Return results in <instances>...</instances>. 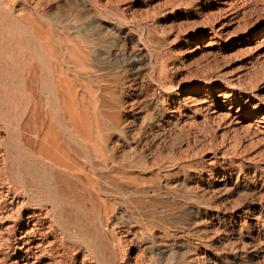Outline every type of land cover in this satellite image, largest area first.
Instances as JSON below:
<instances>
[{
    "label": "bare ground",
    "instance_id": "6f19581e",
    "mask_svg": "<svg viewBox=\"0 0 264 264\" xmlns=\"http://www.w3.org/2000/svg\"><path fill=\"white\" fill-rule=\"evenodd\" d=\"M64 8L67 17L44 20ZM128 10L113 0H0V244L13 253L11 264H146L157 244L151 195L159 194L158 170L135 144L128 145L133 155L122 153L129 144L127 99L133 111L146 107L136 80L152 53L147 42L157 36L148 29L136 39L125 31ZM240 17L219 29L211 24L210 37ZM165 69L155 67L161 83ZM255 121L264 123V113ZM73 188L97 204L95 214L70 196ZM71 209L93 214L92 227L71 220ZM136 225L142 235L125 237ZM154 257L148 264H159Z\"/></svg>",
    "mask_w": 264,
    "mask_h": 264
},
{
    "label": "rangeland",
    "instance_id": "374dc122",
    "mask_svg": "<svg viewBox=\"0 0 264 264\" xmlns=\"http://www.w3.org/2000/svg\"><path fill=\"white\" fill-rule=\"evenodd\" d=\"M113 1L129 9L125 31L132 30L136 39L148 29L157 36L147 42V53H152L143 59L136 80L143 85L136 91L145 97L146 107L133 111L127 99L129 144L122 152L133 155L128 145L135 144L136 153L155 165L153 178L161 183L159 194L151 195L157 244L147 252L146 264L154 256L159 264H264V123L255 121L264 113V36L258 33L264 27V1L256 6L249 0ZM62 10L44 20L67 17ZM235 13L242 19L210 37L211 24L219 29ZM108 20L114 19L110 15ZM162 63L161 83L155 67ZM239 106L243 114L237 112ZM132 116L136 120L130 122ZM74 190L70 196L96 212L97 204ZM109 199L120 202L115 195ZM93 214L84 217L71 209L70 219L92 227ZM164 223L170 236L164 235ZM140 226H132L125 237L142 235ZM1 244L0 264H11L13 253ZM128 252L134 256L137 248Z\"/></svg>",
    "mask_w": 264,
    "mask_h": 264
}]
</instances>
